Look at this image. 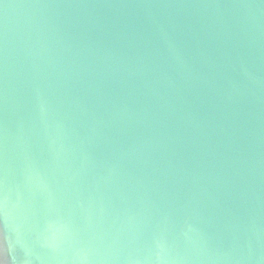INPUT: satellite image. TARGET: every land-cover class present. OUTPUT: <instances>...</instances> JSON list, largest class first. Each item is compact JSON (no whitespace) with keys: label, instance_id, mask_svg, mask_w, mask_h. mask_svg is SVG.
Listing matches in <instances>:
<instances>
[{"label":"water","instance_id":"95a60500","mask_svg":"<svg viewBox=\"0 0 264 264\" xmlns=\"http://www.w3.org/2000/svg\"><path fill=\"white\" fill-rule=\"evenodd\" d=\"M0 264H264V0H0Z\"/></svg>","mask_w":264,"mask_h":264}]
</instances>
